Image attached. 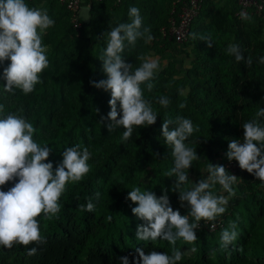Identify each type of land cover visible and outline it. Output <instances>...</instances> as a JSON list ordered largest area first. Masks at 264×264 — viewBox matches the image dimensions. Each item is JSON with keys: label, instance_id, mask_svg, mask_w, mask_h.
<instances>
[{"label": "clouds", "instance_id": "1", "mask_svg": "<svg viewBox=\"0 0 264 264\" xmlns=\"http://www.w3.org/2000/svg\"><path fill=\"white\" fill-rule=\"evenodd\" d=\"M128 17L130 22L115 26L110 24L109 30L102 33L106 47L99 59L107 78L90 81L95 88L110 93V111L107 116H101L100 122L108 132L122 127V142L131 138L134 128L155 124L158 115L152 107V101L145 99L141 85H146L148 91H152L155 76L160 70L159 59L141 55L137 57L141 61L140 65L133 70L132 63H127L122 56L125 42L135 47L138 39L149 43L154 36L151 27L143 26L138 7L130 6ZM240 17L251 19L243 11ZM54 25L55 20L45 8L30 7L26 0H0V64L8 61L0 73V80L5 82V93H14L19 89L27 95L42 82L41 74L50 63L47 46L42 43V34ZM199 38L206 41L209 48L214 46L210 35ZM226 53L234 56L238 63L243 62L247 66L253 63L250 56L245 58L236 43L228 44ZM258 62L264 64V56H260ZM157 102L167 108L170 99L160 96ZM179 107L185 105L180 104ZM258 117H264V107L258 109L254 118L242 123L243 139H232L228 143L226 157L229 161H237L240 169L264 183V125H261ZM37 131L24 116L14 112L5 114V104L0 103V247L12 249L19 244L27 248L28 256L38 251L36 246L29 245L47 242L41 234L39 217L44 216L49 220L59 218V201L66 186L69 182L81 181L90 172L88 161L92 157L87 147L82 149L79 144L67 146L61 152L62 159L54 167L49 160L53 149L48 145L41 146L33 139ZM197 131L198 126H194L189 118L179 115L174 119H163L161 127V136L165 144L171 147L174 160V166L165 175L175 177L171 190L179 192L181 207L187 202V214L173 209L166 188L160 196L152 190L142 191L138 186L127 193L125 199L136 205L131 207L132 214L143 221L136 227L135 238L146 242L160 239L172 245L171 255L155 250L145 253L143 248L137 247L135 264H178L183 253L175 247L177 241L193 244L198 239L195 229L199 228V222L216 220L226 212L229 199L235 195L233 185L237 182V176L229 174L226 167L219 164L209 163L207 178L184 187L189 182L188 170L193 161L199 159L196 148L188 146L186 141ZM9 182H13V186L3 190ZM217 184L228 193L227 196L217 195L212 190ZM100 198L101 193H95L96 201ZM78 207L89 213L96 210L92 198ZM111 219V216L107 217V220ZM237 227L236 222L232 221L227 228L222 229V248L234 246L239 236ZM118 259L121 264H129L127 256Z\"/></svg>", "mask_w": 264, "mask_h": 264}, {"label": "rangeland", "instance_id": "2", "mask_svg": "<svg viewBox=\"0 0 264 264\" xmlns=\"http://www.w3.org/2000/svg\"><path fill=\"white\" fill-rule=\"evenodd\" d=\"M207 10L210 14L205 18V24L210 26V32L214 41V46H221L224 55H219L222 60L228 59L226 53L228 44L233 42L235 36L241 31L245 32L252 41L258 36L264 39V21L252 20L243 28L237 26L233 19H228L224 15V10L220 7H227L225 0H207ZM172 0H125L121 5L102 6L98 9L95 20L88 30L86 36L81 40H74L69 35L64 10L54 0H26V3L32 7L45 8L48 14L55 20V25L42 34V43L47 46V56L49 59V67L41 74V83L35 86V90L25 95L21 90L17 89L14 93H5L3 91V80H0V103L5 104V114L14 112L24 116L38 130L34 134L33 139L44 146L45 139L55 135L57 130L66 125V120L74 106L79 107L81 114L77 116L76 122L69 126V135L74 142H78L83 148L87 147L89 151L97 158L111 159L109 167L100 170L101 175H106L110 181L122 188L129 187L132 189L138 186L141 190H152L157 196L163 194L164 186L158 188L155 185V177L157 175L158 161L150 157L147 159L136 158L135 152L121 141L119 129L116 128L112 132H108L103 123L100 122L101 116H107L110 111L108 100L110 93L97 88L90 84L91 80L96 81V74L101 73L103 78H107L102 71V61L97 57L102 54L106 47L105 36L103 32L109 30V25L115 26L121 22H130L128 17V9L130 6H136L140 9V15L143 18V26L151 27L154 39L145 43L144 39H138L136 46L127 45L122 53L127 63H132L133 70L141 63L137 57L145 56L158 58L160 62V70L154 79V88L148 91L146 85H141L144 97L150 100L157 94H166L170 99L167 108L153 107L157 112V120L155 124L142 127V135L150 136L156 141V144L168 150L170 146L165 144L164 138L161 136V127L163 119L176 116H183L190 120L194 117L202 118L200 112L190 102L191 96L196 93L197 86L202 81L199 74L205 72L202 67L196 66L200 62L197 44L192 41L186 46L179 49L175 54L168 49H159L155 43V38L159 31V27L165 20L168 8ZM230 8L232 6L230 5ZM201 20L196 21L195 25ZM196 37V35H195ZM136 51L134 62L127 60L131 54V49ZM127 53V54H126ZM126 54V56H124ZM208 57L213 58L214 55L208 53ZM8 61L0 64V73L7 66ZM172 77L177 79V83L171 84L168 80L167 89L161 91L160 78ZM250 96L251 100L256 103H264V84L258 83L254 85L250 91L239 92L238 96L246 98ZM184 104L185 107H179ZM96 109H99L97 112ZM104 123H107L105 121ZM135 132V134H137ZM133 134L131 136L134 138ZM196 146L197 153L201 159L210 160V150L212 147L207 145V137L199 131L194 132L186 141ZM213 150L223 153V146L215 145ZM139 150H142L140 146ZM219 160H215V164H219ZM209 173L202 170L200 175H191V182H198L205 179ZM244 188L233 185L235 195L240 196L241 201L235 204L232 210H226L227 227L229 223L235 221L237 229L247 234V229L257 225L264 231V183H261L251 173L244 180ZM184 187H188L185 185ZM216 194L224 191L221 186L215 185L212 189ZM170 204L174 210L179 209V192L167 193ZM187 204V202H185ZM180 210V209H179ZM181 212V211H180ZM143 223V221H139ZM226 227V228H227ZM198 239L193 244H188L183 240H178L175 247L186 255H192L203 249V234L196 232ZM221 232L215 234H207V242L210 248L206 251L211 257H216L218 252H225L230 255L229 245L227 249L220 246ZM162 245L172 249L165 240L158 239ZM243 240L238 236L234 242L235 247H240ZM195 248V251L192 249ZM249 252V251H248ZM250 253V252H249Z\"/></svg>", "mask_w": 264, "mask_h": 264}, {"label": "trees", "instance_id": "3", "mask_svg": "<svg viewBox=\"0 0 264 264\" xmlns=\"http://www.w3.org/2000/svg\"><path fill=\"white\" fill-rule=\"evenodd\" d=\"M64 10L69 35L74 40H81L84 38L94 22L98 9L102 6L121 5L125 0L115 4L111 0H105L95 3L91 10V19L85 23L81 36H77L72 24L70 22V15L66 7L54 0ZM174 0H172L167 16L160 25L167 23L171 7ZM207 0H205L204 7L193 23L190 33L189 41L183 44V47L192 41L196 42L200 62L196 64L202 67L199 76L202 81L198 83L197 91L191 96L190 102L200 112L202 118L194 117L191 119L194 126L199 127V132L205 134L207 137V145L212 147L210 150V160H203L199 157L198 160L193 161L192 167L188 170L189 182L188 187L192 185L191 175H200L202 170H206L209 163L215 164V160H219V165L225 166L228 161L226 152L228 143L232 139H243L242 123L255 117L259 108L264 107L263 104L256 103L251 100L248 95L246 98L238 96L239 92L250 91V89L258 84H264V64L258 62L260 56H264V39L256 37L254 41L245 34L240 32L234 37L232 43L240 46L245 58L251 57L253 63L247 66L243 62H237L234 56L229 55L228 59L222 60L219 55H224L221 51V46L208 47L207 42L201 40V36H211L210 26L205 24L206 15L210 14L207 10ZM227 7H220L219 10H224V15L228 19H233L237 26L243 28L252 20L264 21V12L261 15H250V20L238 18L235 13L238 9V0H225ZM230 5L232 8H230ZM201 20L196 25V21ZM159 27V30H160ZM193 34L196 37L193 38ZM212 38V36H211ZM155 43L159 49L171 50L174 54L179 52L181 45L175 41L162 40L159 38V31ZM137 49H131V54L127 60L136 61ZM180 53V52H179ZM210 53L211 57L207 56ZM127 54V53H126ZM124 54V56H126ZM101 54H98L99 57ZM96 81L103 78L101 73L96 74ZM169 79L161 77L160 89L164 91L167 89V82ZM171 84L177 83V79L171 78ZM101 89H98L100 91ZM160 96H167L166 94H157L151 97L152 107H163L157 100ZM168 97V96H167ZM71 113L66 120V125L59 128L55 135L45 139L44 145L51 147L52 153L49 160L53 162V166L62 159L61 152L67 146L79 144L74 142L69 135V126L76 122L79 107L76 105L72 107ZM261 125H264V117H258ZM142 127L134 128V138L124 142L130 150L135 152L136 158L140 159H155L159 163L157 175L155 177V185L160 188L164 186L168 189V193L172 190V185L175 182V177H167L165 173L174 166V160L171 156V149L168 150L156 144V141L150 136L142 135ZM124 129H119V135L122 136ZM188 146L196 148L192 143H186ZM80 145V144H79ZM215 145L223 146V153L218 150H213ZM81 146V145H80ZM142 146V150H139ZM83 149V147L81 146ZM219 148V147H218ZM197 150V149H196ZM156 153L159 155L157 156ZM203 155V153H198ZM111 159L97 158L92 155L88 161L90 165V172L79 182L72 183L66 186L65 193L60 198L61 211L58 214V219L51 220L44 216L39 217L41 234L46 237L47 242L42 245H29L28 247L36 246L38 248L37 254L33 256L27 255V248L22 245H14L12 249L0 247V264H121L118 259L122 256H127L129 264H135V257L138 253L135 252L137 247L144 249L145 253L151 250L158 252H167L171 255L172 249L166 245L152 241H139L135 238L136 227L139 223L131 212V207H135L130 200H126L129 187L122 188L110 181L106 175H101L100 170H105L109 167ZM47 162V161H46ZM246 171V170H245ZM229 172V171H228ZM229 174H231L229 172ZM249 175L246 171L242 175L237 176L235 186L244 188V180ZM13 186V182H9L3 188L7 190L8 187ZM219 186V184H217ZM101 193L99 201L95 199V193ZM228 195L225 191H219L217 195ZM88 198H92L96 204V210L89 213L81 210L78 205L85 204ZM241 201L240 196H231L226 206L227 210H232L233 206ZM181 214H187V204L184 207L179 206ZM111 216V221L107 217ZM224 221L223 225L216 231H207L202 228L195 229L199 234H203V249L195 252L192 255L183 253L182 260L178 264H264V231L257 225L247 229V234H243L240 230V238L243 243L240 247H230V255L225 252H218L216 257H211L206 253L210 248L207 242V234H215L227 227L226 214H222ZM250 253H249V252Z\"/></svg>", "mask_w": 264, "mask_h": 264}, {"label": "built area", "instance_id": "4", "mask_svg": "<svg viewBox=\"0 0 264 264\" xmlns=\"http://www.w3.org/2000/svg\"><path fill=\"white\" fill-rule=\"evenodd\" d=\"M105 0H58V2L66 7L70 15V22L77 36H81L85 23H88L82 11L85 8L91 10L95 3ZM115 4L122 0H111ZM205 4V0H174L167 23L160 27L159 38L162 40H173L178 45H183L189 41L192 26L196 18L201 13ZM250 15H261L264 12V0H238V9L235 15L240 17L241 12ZM226 169L236 176L245 173L240 169L238 162L235 160L225 162ZM223 216H218L214 221L199 222V228L207 231H216L223 225Z\"/></svg>", "mask_w": 264, "mask_h": 264}, {"label": "water", "instance_id": "5", "mask_svg": "<svg viewBox=\"0 0 264 264\" xmlns=\"http://www.w3.org/2000/svg\"><path fill=\"white\" fill-rule=\"evenodd\" d=\"M82 15L84 17V19L89 22L90 19H91V15H90V10L88 8H85L83 11H82Z\"/></svg>", "mask_w": 264, "mask_h": 264}]
</instances>
